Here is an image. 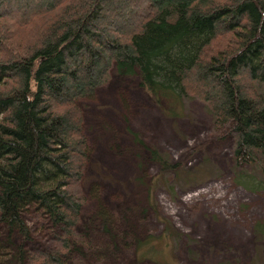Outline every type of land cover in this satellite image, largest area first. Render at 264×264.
Returning <instances> with one entry per match:
<instances>
[{
	"label": "trees",
	"instance_id": "trees-1",
	"mask_svg": "<svg viewBox=\"0 0 264 264\" xmlns=\"http://www.w3.org/2000/svg\"><path fill=\"white\" fill-rule=\"evenodd\" d=\"M112 68L137 76L171 116L185 96L205 102L213 129L229 128L234 166L264 180V0H0V230L15 245L11 264H66L80 243L90 248L77 230L88 156L78 100ZM148 151L159 172H183V161ZM26 212L47 245L26 246ZM95 213L108 229L107 211ZM159 220L168 242L174 231ZM263 229H253L257 252ZM152 241L136 240L137 261L156 260L143 250Z\"/></svg>",
	"mask_w": 264,
	"mask_h": 264
},
{
	"label": "rangeland",
	"instance_id": "rangeland-1",
	"mask_svg": "<svg viewBox=\"0 0 264 264\" xmlns=\"http://www.w3.org/2000/svg\"><path fill=\"white\" fill-rule=\"evenodd\" d=\"M256 85L264 94V83ZM78 104L88 156L77 230L91 246L80 243L66 264H264V229L260 252L253 235L256 224L264 226V180L257 167L234 166L229 128L213 129L205 102L185 96L180 114L171 116L137 76L112 68L108 80ZM150 146L183 161V172H159ZM99 205L111 217L108 229L93 218ZM158 217L174 231L168 242L157 237L165 227ZM25 218L31 228L26 246L47 245L34 213ZM145 237L153 243L143 250L151 248L157 261H137L135 242ZM14 248L0 230V264H11Z\"/></svg>",
	"mask_w": 264,
	"mask_h": 264
},
{
	"label": "bare ground",
	"instance_id": "bare-ground-1",
	"mask_svg": "<svg viewBox=\"0 0 264 264\" xmlns=\"http://www.w3.org/2000/svg\"><path fill=\"white\" fill-rule=\"evenodd\" d=\"M111 161V160H110Z\"/></svg>",
	"mask_w": 264,
	"mask_h": 264
}]
</instances>
